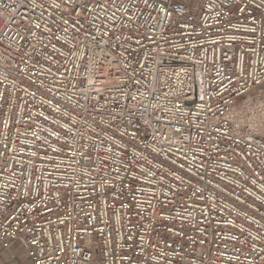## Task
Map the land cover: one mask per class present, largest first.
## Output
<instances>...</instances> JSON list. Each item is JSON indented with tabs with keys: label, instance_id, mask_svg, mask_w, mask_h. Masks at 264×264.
I'll use <instances>...</instances> for the list:
<instances>
[{
	"label": "built area",
	"instance_id": "1",
	"mask_svg": "<svg viewBox=\"0 0 264 264\" xmlns=\"http://www.w3.org/2000/svg\"><path fill=\"white\" fill-rule=\"evenodd\" d=\"M193 1L0 0V264H264V0Z\"/></svg>",
	"mask_w": 264,
	"mask_h": 264
},
{
	"label": "rangeland",
	"instance_id": "2",
	"mask_svg": "<svg viewBox=\"0 0 264 264\" xmlns=\"http://www.w3.org/2000/svg\"><path fill=\"white\" fill-rule=\"evenodd\" d=\"M194 4H198V0L193 1ZM14 253V255H12ZM5 260L8 264H30V258L28 257L25 250H23L20 245H16L14 249L6 252Z\"/></svg>",
	"mask_w": 264,
	"mask_h": 264
}]
</instances>
